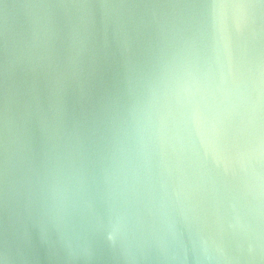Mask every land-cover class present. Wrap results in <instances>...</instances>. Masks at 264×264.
Returning <instances> with one entry per match:
<instances>
[{"label": "water", "instance_id": "95a60500", "mask_svg": "<svg viewBox=\"0 0 264 264\" xmlns=\"http://www.w3.org/2000/svg\"><path fill=\"white\" fill-rule=\"evenodd\" d=\"M213 2L0 0V264H264V200L167 138L176 25L203 48Z\"/></svg>", "mask_w": 264, "mask_h": 264}, {"label": "clouds", "instance_id": "9594fccd", "mask_svg": "<svg viewBox=\"0 0 264 264\" xmlns=\"http://www.w3.org/2000/svg\"><path fill=\"white\" fill-rule=\"evenodd\" d=\"M208 8L210 28L203 48L191 12L176 25L184 33V56L171 82L175 106L168 142L179 160L230 173L249 194L264 200V47L245 35L256 5L214 0ZM128 231L122 216L105 226L112 243Z\"/></svg>", "mask_w": 264, "mask_h": 264}]
</instances>
